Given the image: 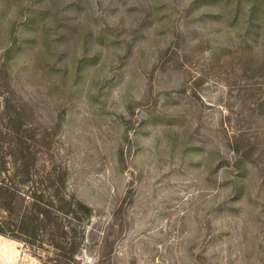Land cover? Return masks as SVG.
Returning a JSON list of instances; mask_svg holds the SVG:
<instances>
[{"label": "rangeland", "instance_id": "374dc122", "mask_svg": "<svg viewBox=\"0 0 264 264\" xmlns=\"http://www.w3.org/2000/svg\"><path fill=\"white\" fill-rule=\"evenodd\" d=\"M18 134L92 209L79 264H264V0H0Z\"/></svg>", "mask_w": 264, "mask_h": 264}, {"label": "trees", "instance_id": "16d2710c", "mask_svg": "<svg viewBox=\"0 0 264 264\" xmlns=\"http://www.w3.org/2000/svg\"><path fill=\"white\" fill-rule=\"evenodd\" d=\"M24 143L18 134L15 152L0 154V235L50 250L53 264H79L92 209L68 193L65 167L39 163Z\"/></svg>", "mask_w": 264, "mask_h": 264}]
</instances>
